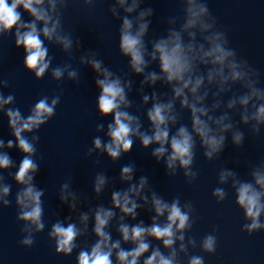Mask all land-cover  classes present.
Wrapping results in <instances>:
<instances>
[{
    "label": "clouds",
    "instance_id": "1",
    "mask_svg": "<svg viewBox=\"0 0 264 264\" xmlns=\"http://www.w3.org/2000/svg\"><path fill=\"white\" fill-rule=\"evenodd\" d=\"M70 0H0V37L14 36L16 48H22L25 55L23 67L33 73L39 81L48 72L52 59L45 47V40L60 45L65 52H71L73 39L62 26V15ZM184 5L182 21L176 27L177 18L172 17L168 23L165 36L149 41L151 48L145 42L153 15L152 8L141 9L142 0H114L109 8L114 18L122 22L119 27V52L128 58V67L135 75L143 76L141 91L144 85L154 87L158 83L171 89V97L153 92L151 96L143 95L142 102L151 107L146 111L149 128L144 126L138 115L128 109L132 101L128 99L132 81L116 75L103 61L90 54L81 57V63L88 64L96 73L95 85L99 89L97 111L100 117L112 116L107 125L105 143L100 136L94 137L93 151L106 153L112 161L118 160L122 154L129 153L134 144V138L140 141L143 148L156 145L151 155L157 163L164 161L166 173L175 175L177 169L183 170L187 183L192 184L198 177L193 170L197 142L202 148L204 157L211 161L223 152L225 133H232V143L239 147L243 144L244 133L236 129L229 111L238 110L240 122L250 125L254 135L260 133L264 126V88L258 87L259 73L246 60L238 58L224 30L217 27V19L211 14L205 0H181ZM96 0H83L85 6H94ZM22 9L23 11H21ZM121 10L124 15L121 16ZM27 13L30 20L23 19ZM136 15H132V14ZM43 37V39H42ZM79 43V41H77ZM152 62H157L159 72L146 71ZM65 73L69 79L76 80L77 72L71 65L51 69V77L60 81ZM245 89L242 94L232 92L234 86ZM9 87L7 80H0V89ZM232 93L226 104L222 99L226 93ZM212 103H206L209 96ZM60 96L56 95L49 102L48 96H42L24 116L15 104L14 94L5 96L0 91V113L8 119V126L14 140L5 144L0 139V149H13L21 153L23 158L12 179L19 186L15 194V205L18 210L17 221L23 224L21 229L23 239L20 244L31 248L34 237L45 230L42 199L43 191L33 184L38 165L33 159L36 153L34 141L39 140L33 135L30 140L25 133L38 131L56 113ZM179 103V111L176 104ZM224 105L225 111L215 115ZM189 114L190 126L181 123V113ZM96 131H104V125H96ZM14 167V161L8 152L0 151V170L7 171ZM134 168L126 165L121 168L119 179L129 186L123 191L111 193V206L100 205L90 208L88 212H79L78 224L57 221L48 232L49 240L54 242L55 253L65 257L70 256L79 245L77 240L89 233V221L92 220V234L96 240L90 247L81 248L76 257V264H181L180 254L188 256V248L196 247L192 237L185 243V233L193 225L191 202L181 206L180 198L171 203L148 189L147 177H141L133 182ZM232 180L235 204L242 210L247 223L242 231L252 235L264 231V162L253 167L251 181H241L236 174L228 169L219 173V183L226 184ZM108 184L103 174L95 177L93 192L97 197ZM11 185L0 175V205L8 207L11 201ZM227 192L217 187L212 196L217 203H222ZM60 201L67 204L71 212L78 211L80 203L76 193L69 191V185L64 184L60 192ZM143 206L153 212L151 224L145 225L143 220L137 221L138 209ZM117 212L119 216H117ZM164 218V222L160 219ZM69 221L72 216L67 217ZM126 219L133 221L125 222ZM115 221V231L118 239H113L110 231ZM215 231V229H214ZM157 241L160 246L153 247L151 241ZM130 244L131 248L122 245ZM178 245V247H177ZM204 253L214 254L217 248V238L207 234L200 242ZM146 253H150L145 255ZM187 264H204L203 256L188 257Z\"/></svg>",
    "mask_w": 264,
    "mask_h": 264
}]
</instances>
